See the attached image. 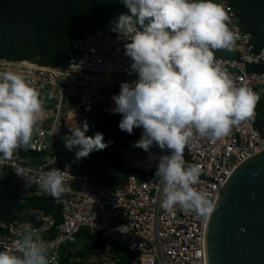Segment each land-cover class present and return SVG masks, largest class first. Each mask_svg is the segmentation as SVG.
<instances>
[{"label":"built area","instance_id":"1","mask_svg":"<svg viewBox=\"0 0 264 264\" xmlns=\"http://www.w3.org/2000/svg\"><path fill=\"white\" fill-rule=\"evenodd\" d=\"M217 3L223 4L228 12L229 28L236 34L237 54L234 58L214 57L238 86H247L261 97L264 95V47L255 49L228 3L223 0ZM127 42L114 31V26L105 25L73 40L74 51L64 67L0 59V73L23 74L41 98L45 95L42 98L45 115L30 147L20 149L12 160L0 165V173L13 176L21 195L50 197L60 206L58 224L52 215L42 211L36 212L37 224L1 223L7 233L0 237V251L5 246L15 250L18 233L34 231L48 245L50 264H58L61 248L86 233L103 237L107 250L111 245L124 248L130 254L131 264H207L206 231L210 218L205 222L193 211L179 206L172 211L160 207L162 185L155 171L158 158L170 155V150L153 145L146 152L134 147L143 132L136 131L119 148L122 162L129 170L124 181L107 186L92 183L87 174L75 170L71 161L75 148L69 151L65 147L63 137L71 135L66 125L71 112L73 122L81 126V108L107 100L104 91L138 78L131 72V59L124 54ZM103 112L112 111L107 108ZM261 151H264V127L258 129L253 122H242L216 141L196 137L185 149L184 159L200 167V182L195 187L206 191L216 204L220 190L233 171ZM13 165L26 167L28 175H40L53 167L67 171L64 183L71 190L56 199L43 193L36 184L26 189V179L16 175ZM51 230L54 234H50Z\"/></svg>","mask_w":264,"mask_h":264},{"label":"clouds","instance_id":"2","mask_svg":"<svg viewBox=\"0 0 264 264\" xmlns=\"http://www.w3.org/2000/svg\"><path fill=\"white\" fill-rule=\"evenodd\" d=\"M121 2L130 14L119 16L114 31L128 41L124 54L138 78L121 83L119 94L112 97L111 111L121 114V131L132 134L134 128L143 129L134 147L146 152L153 145L170 150V155L158 158L155 171L162 185L160 207L172 211L179 206L206 222L217 204L195 187L201 169L186 163L185 149L196 137L216 141L242 122L254 123L260 94L238 86L214 57L215 50L231 51L236 39L223 4L216 0ZM44 115L40 92L23 74L0 73V165L30 147ZM88 128L87 122L82 127L73 122L71 135L63 137L69 151L78 149L77 160L111 143H105L99 132L86 136ZM12 168L26 179V189L36 184L56 199L71 190L64 183L67 171L53 167L28 175L22 165ZM0 264H50L48 245L34 231H21L15 250L5 246L0 251Z\"/></svg>","mask_w":264,"mask_h":264},{"label":"trees","instance_id":"3","mask_svg":"<svg viewBox=\"0 0 264 264\" xmlns=\"http://www.w3.org/2000/svg\"><path fill=\"white\" fill-rule=\"evenodd\" d=\"M234 11L241 30L249 34L255 49L264 47V0H223ZM121 14L129 10L121 0H0V59L29 61L41 66L64 67L74 51L73 40L104 27L115 26ZM260 70L263 68L251 67ZM120 86L103 92L104 97L120 91ZM111 104V101H110ZM108 101H99L80 111L81 125L87 122L86 136L102 133L109 146L93 151L86 158L71 157L72 166L87 174L92 183L107 186L121 184L128 169L120 157L122 147L135 133L119 129L121 114L102 115ZM111 108V107H110ZM254 126L264 127V95L256 105ZM101 115V116H100ZM13 176L0 179V224L30 222L37 224L36 212L42 211L60 222V206L50 197L21 195ZM7 230L0 225V237ZM54 234V231H50ZM99 234L77 236L61 248L58 264H89L91 258L107 257L111 264H131V257L119 245L107 250Z\"/></svg>","mask_w":264,"mask_h":264},{"label":"water","instance_id":"4","mask_svg":"<svg viewBox=\"0 0 264 264\" xmlns=\"http://www.w3.org/2000/svg\"><path fill=\"white\" fill-rule=\"evenodd\" d=\"M216 204L206 231L207 264H264V151L233 171Z\"/></svg>","mask_w":264,"mask_h":264},{"label":"crops","instance_id":"5","mask_svg":"<svg viewBox=\"0 0 264 264\" xmlns=\"http://www.w3.org/2000/svg\"><path fill=\"white\" fill-rule=\"evenodd\" d=\"M236 54H237V51H236V48H235V43H234V46H233V48H232V50L231 51H229V50H226V49H224V50H215L214 51V56H216V57H222V58H234V57H236ZM119 92L120 91H118L117 93H112V94H110L109 95V97L107 98V100L106 101H108V106L106 107V108H104V109H109L110 108V99L114 96V95H118L119 94ZM103 109V110H104ZM81 111V110H80ZM106 114V113H105ZM110 114H112V112L111 113H109V114H106V115H110ZM81 121V120H80ZM137 130H136V128H135V132H136ZM120 153V152H119Z\"/></svg>","mask_w":264,"mask_h":264},{"label":"rangeland","instance_id":"6","mask_svg":"<svg viewBox=\"0 0 264 264\" xmlns=\"http://www.w3.org/2000/svg\"><path fill=\"white\" fill-rule=\"evenodd\" d=\"M217 2V0H216ZM42 98H45V95H42ZM112 99V98H111ZM110 99V100H111ZM115 107V102L114 100L111 101V109ZM102 115H106L104 112H102ZM101 116V115H100ZM82 127V125L80 126ZM136 130L138 132H141L143 131L142 128H136ZM3 177H6V174L4 173H0V179L3 178ZM89 264H111V262L109 261V259L107 257H101V258H91L89 261H88Z\"/></svg>","mask_w":264,"mask_h":264},{"label":"bare ground","instance_id":"7","mask_svg":"<svg viewBox=\"0 0 264 264\" xmlns=\"http://www.w3.org/2000/svg\"><path fill=\"white\" fill-rule=\"evenodd\" d=\"M113 99H111L110 101H112ZM110 107H111V104H110ZM109 111H111L112 109L111 108H109L108 109ZM72 112L69 114V117H68V119H67V121H66V125H67V128L69 129V127H70V125H71V123H73V120H72Z\"/></svg>","mask_w":264,"mask_h":264}]
</instances>
